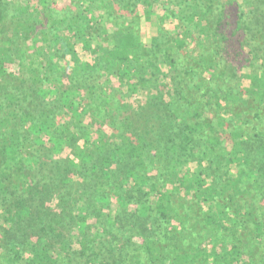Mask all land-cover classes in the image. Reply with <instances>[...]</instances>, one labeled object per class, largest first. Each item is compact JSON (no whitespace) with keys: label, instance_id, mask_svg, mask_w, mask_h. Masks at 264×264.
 Returning a JSON list of instances; mask_svg holds the SVG:
<instances>
[{"label":"trees","instance_id":"obj_1","mask_svg":"<svg viewBox=\"0 0 264 264\" xmlns=\"http://www.w3.org/2000/svg\"><path fill=\"white\" fill-rule=\"evenodd\" d=\"M75 2L0 49V264H264V0ZM25 28L78 75L24 69Z\"/></svg>","mask_w":264,"mask_h":264},{"label":"rangeland","instance_id":"obj_2","mask_svg":"<svg viewBox=\"0 0 264 264\" xmlns=\"http://www.w3.org/2000/svg\"><path fill=\"white\" fill-rule=\"evenodd\" d=\"M44 1L45 0H4V12H5L6 18L0 29V49L5 47L4 44L2 46V43L4 40L6 41L10 39L13 43V38H9V37H12L10 35L14 28L16 27L20 28L19 24L22 23L23 21L25 22H23L22 24L26 25V23L31 17L38 16L37 14H40L41 12H43V10L46 7H51L52 10H55L58 14L60 13L64 14V12L62 13V9H69V8L71 9L73 13H75L76 11L75 6H78L79 8L82 7V5H79V3L77 4L75 0H47L46 3H43ZM240 1L243 2V0H240ZM140 12H141V27H140V37L139 38H140V41L144 45H148L151 42V39L156 35V32H157L156 22L154 20L152 21V19L151 21H147L145 19L144 9L142 8V6H140ZM44 30L46 31L45 36H47V41L44 42L45 45L43 47L42 45H39L40 46L39 48L41 49L43 53L41 55L38 53V51L31 50V45L33 44L32 39L34 37V34L30 35V33H28V30L26 28L21 29V33H20L21 35L17 38L15 37L14 39H16V41L19 39L17 42L20 45L19 55L22 54L21 57L24 60L23 62H25L26 60V65L24 64L23 66L24 69L28 71L27 68L30 67V69L40 70V72H38L37 75L42 74V76L44 77L43 80L48 79V81H51L52 83V86H50L51 88L60 87L61 85L65 84V80H67L66 76H69L71 74L72 76L75 77L76 75H78L77 73L78 70L72 65V63L75 62L72 58V55L66 57V59H68V63L65 60V57L64 59H61V56L63 55L62 52L64 50L62 49L63 46L60 43L55 44L51 36V33L48 31V29H44ZM38 34H39L38 36H44V34L41 32ZM78 42H80L79 38H77V43ZM12 45H13V48L11 46V49L15 53L17 50V47L14 45V43ZM37 48H38V45H37ZM76 48L80 52L81 60H87L90 57V55L83 54L81 44H78ZM8 53L10 54V52ZM52 64H54L55 67H51ZM38 66H41V69L38 68ZM50 67L53 70L52 72L50 71ZM10 68L16 69V67H13V66H10ZM48 72H50V74ZM107 72L108 74L106 72H101L99 73V75L97 74L98 80L95 79L96 83L94 84L96 87H100L99 85L101 86L108 85L107 83H109L111 76L109 74L110 72L109 71ZM16 73L20 75L18 71ZM37 75H34L32 73L33 81H34V76H37ZM20 81H19V85L22 84L23 86L25 81H22V82ZM33 81H32L33 88H41L45 84V81H43L42 83H36L37 81L36 82L34 81L33 83ZM113 85L116 86L115 88L117 87L120 88L122 90L121 92L125 94V97H126L125 102L127 105L131 103L136 104V102L134 101L135 99L134 97H139L140 92L138 94H135V96L132 97L131 95L132 93L134 94V92L133 90L131 91L130 84L126 83L125 81L119 82V81H114L112 79V86ZM244 85L245 86L248 85L247 81L244 82ZM128 86L130 87V90ZM46 89L44 90V93H42V97L39 96L38 98L39 99L46 98L52 101V98H54L53 93L46 92ZM18 90L19 89H17L16 91ZM44 94L45 96L43 97ZM127 96H130V98H128ZM113 123L120 126V122L118 121V119H114ZM108 129H110L108 125L102 126V131H107ZM190 165H193L195 167L194 162H191ZM131 202H133V200ZM102 214L105 215V211ZM102 220L105 223V217H103ZM120 224H123V223L120 222ZM117 226L119 227L121 225H117ZM117 226L115 227V230H117L118 228Z\"/></svg>","mask_w":264,"mask_h":264}]
</instances>
